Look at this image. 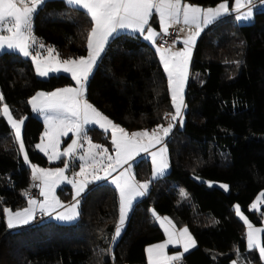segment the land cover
<instances>
[{
    "label": "trees",
    "instance_id": "16d2710c",
    "mask_svg": "<svg viewBox=\"0 0 264 264\" xmlns=\"http://www.w3.org/2000/svg\"><path fill=\"white\" fill-rule=\"evenodd\" d=\"M185 1L203 7L221 2ZM89 30L84 10L65 0H46L33 19L37 44L32 51L45 52L39 47L43 44L62 60L84 57ZM72 84L65 74L38 77L33 61L17 52L0 53V107L6 104L15 117H26L22 136L30 164L51 165L37 149L44 123L29 100L38 92ZM85 99L127 131L154 129L165 123L166 112H173L167 74L156 49L140 34L127 32L107 43L87 80ZM185 104L183 126H175L166 142L167 175L151 180L147 159L133 164L136 178L151 182L115 244L111 237L119 195L105 182L90 185L73 223L50 219L37 226L7 228L3 209L27 207L24 193L31 190L33 179L29 163L13 142V129L0 112V264H148L147 246L165 239L152 210L172 217L178 228L186 226L194 236L197 244L183 255L184 264H232L238 259L241 264H262L257 253L247 252L246 227L235 206L253 224H262V215L250 206L264 190V11L256 12L247 24L227 16L201 35ZM86 135L112 147L109 133L94 127ZM178 185L185 188L186 198L176 195Z\"/></svg>",
    "mask_w": 264,
    "mask_h": 264
},
{
    "label": "snow or ice",
    "instance_id": "6c2138e0",
    "mask_svg": "<svg viewBox=\"0 0 264 264\" xmlns=\"http://www.w3.org/2000/svg\"><path fill=\"white\" fill-rule=\"evenodd\" d=\"M43 3L44 0H0V50L19 52L25 57L31 55L36 67V74L41 77L61 70L71 73L72 79L76 82L75 87H64L50 93L39 92L28 102L34 112L47 113L45 123L48 126V131L45 135L50 137L49 146L52 149L49 160L60 157H69V160L64 161L63 168L55 170L31 165L25 154L22 139L21 129L24 120L13 119L6 104L0 107V112L14 131V144L18 145L19 152L24 154L25 162L29 163L32 169L33 181H40L39 196L43 197V200H39L33 198L29 192L24 193L27 198V207L16 211L4 208L3 219L10 230L21 224L29 223L37 211L51 217L57 207L63 208L64 211L57 212L54 217L60 221H73L79 216L77 197L85 190L87 181H80L75 178L68 179L65 175L71 159L76 157L78 141L73 139L67 149L63 152H56L57 138L71 132L74 136L82 137L88 143V148L78 157L82 163L79 165V172L75 173L74 177L85 175L89 167L96 169L99 166L106 174L100 176L93 172L91 175L96 181L107 180L118 168L123 169L111 179V183L119 195L118 220L111 237V242L115 243L126 225L128 213L134 200L146 195L151 180L162 176L169 167L167 148L163 146V142L177 121L180 126H183V110L187 107L184 103L183 90L188 76L191 48L194 46L195 38L200 35L204 27L223 17L231 16L233 13H236L234 19L238 22L250 20L253 16V0H234L231 8H229L228 0H221L216 7L207 8L192 5L183 2V0H66V3L73 8L84 10L86 17L90 20V30L86 36L87 55L62 61L58 59V54L55 57L51 56L54 51L53 48L47 49L50 54L49 58H42L40 52L32 51L33 45L37 44L32 34V19ZM242 9L245 10L242 11ZM154 15L158 18L159 32L155 31L150 24ZM177 25H181L179 32H185L186 28L189 32L183 41L184 49L175 51L174 46L164 47L160 45L156 47L160 62L167 74L171 106L175 111L164 114V118L168 120L167 127L157 125L151 132L143 130L129 134L124 128L116 125L87 102L85 89L89 75L109 39L118 35L120 30H127L133 34L140 33L144 40L155 45L160 34L169 35V29ZM39 47L43 48L44 46L40 44ZM0 101H3L2 95H0ZM90 124L99 125L106 133L109 129L111 130V144L115 157L108 155V150L102 148L101 145L91 143L86 135V126ZM160 132L163 135H160ZM156 145L162 146L158 152L150 153L153 162L151 180L138 183L135 177L131 175L129 161L140 152H148L149 147ZM38 147L46 155L48 154V148L43 143ZM98 156L101 159L98 160ZM105 158L109 161L107 165L104 164ZM124 165H128V167L125 168ZM61 180H66L74 189V202L67 206L61 204L54 195V191ZM220 186L225 190L228 189L227 185ZM181 196L186 198V193L181 191ZM262 203H264V192L256 197L255 202L250 207L255 209L258 204ZM152 214L161 223V227H164L165 222L171 225L172 222L167 217L161 219L155 211ZM235 214L243 221L247 229L248 251H258L261 260L264 261V243L260 239V234L264 232V228L254 227L241 213L238 205L235 206ZM164 230L168 239L164 243L146 248L148 264L179 262L183 253L189 251L188 243H186L182 253L167 256L164 254V249L168 244L187 240L192 246H195V241L186 228L181 229L178 234L170 232L167 227ZM111 253L112 248L109 247L107 254L111 255ZM237 256L239 257V251H237ZM233 264H239V261H233Z\"/></svg>",
    "mask_w": 264,
    "mask_h": 264
},
{
    "label": "rangeland",
    "instance_id": "374dc122",
    "mask_svg": "<svg viewBox=\"0 0 264 264\" xmlns=\"http://www.w3.org/2000/svg\"><path fill=\"white\" fill-rule=\"evenodd\" d=\"M233 3H234V0H233V2H232V5L228 2V4H229V8H231L232 6H233ZM245 9H242V11H244ZM260 11H264V2L263 3H260V4H258V5H255V6H253V16H252V18L250 19V20H246V21H239V23L240 24H247V23H250L251 21H252V19H253V17H254V15H255V13L256 12H260ZM232 15H236V13H233ZM225 18V17H224ZM221 20V19H220ZM33 36H34V33H33ZM35 37V36H34ZM155 48L157 47L156 45H153ZM41 53V56H42V58H49V56H50V54L47 52V51H45V52H40ZM57 51L54 49V51L51 53V56L52 57H55V56H57ZM31 59V58H30ZM58 59L59 60H61L62 61V59H61V57L59 56V54H58ZM190 68H191V65H190ZM189 68V69H190ZM61 74H65V75H69V76H71V73H66V72H64V71H59V72H52V73H49L47 76H44V77H41V76H38V77H40V78H42V79H46V78H49L51 75H57V76H59V75H61ZM72 78V77H71ZM73 80V79H72ZM188 81H189V78L186 80V83H185V86H184V90H183V98H184V103H185V97H186V89H187V85H188ZM73 82H74V84H72V85H69V86H65V87H75L76 86V82L73 80ZM61 88H64V87H61ZM61 88H58V89H61ZM88 102V101H87ZM89 103V102H88ZM5 105V104H4ZM9 107V106H8ZM97 109V108H96ZM9 110H10V108H9ZM98 110V109H97ZM99 112H101L100 110H98ZM175 110L173 109V112H174ZM10 113H11V115H12V117H13V119H16V120H20V119H23L24 120V122H25V119H26V117L24 116V117H21V118H17V117H15L13 114H12V112H11V110H10ZM102 113V112H101ZM103 114V113H102ZM104 115V114H103ZM105 116V115H104ZM109 119V118H108ZM7 120V119H6ZM183 121H184V117H183ZM115 123V122H114ZM116 124V123H115ZM23 125H24V123H23ZM23 125H22V129H21V132H22V135H23ZM116 125H118V124H116ZM164 127H167V125H165V124H162ZM174 128H175V126L172 128V130H171V132H173V130H174ZM110 130V129H109ZM153 129H151V130H147V131H149V132H151ZM88 131V130H87ZM126 132H128L129 134H131L132 132H135V131H143V130H135V131H127V130H125ZM171 132L169 133V135L164 139V142H163V146L164 147H166V142H167V140L169 139V137H170V135H171ZM13 133H14V131H13ZM107 133H109V132H107ZM72 134V133H71ZM160 135H163V133L162 132H160L159 133ZM69 136L70 135H66V137H65V139L64 140H58V144H57V146H56V152H63L65 149H67L68 148V146L72 143V140L73 139H76L77 140V136H74L73 134H72V136L73 137H71V139L67 142V140H68V138H69ZM22 139H23V136H22ZM110 140H111V138H110ZM23 143H24V141H23ZM91 143H93V144H98V145H101V147L102 148H104V149H107L108 150V152H107V154L108 155H112L113 157H115V152L113 151V148L111 147H109V146H107V145H104V144H101V143H97V142H91ZM18 146V145H17ZM162 145H156L155 147H149V150H148V152H140L138 155H136V156H134L133 157V160L132 161H130L129 162V164L131 165V175H133L134 177H135V179H136V181L138 182V183H143V182H147L148 180H138L137 178H136V176H135V174H134V166H133V164L137 161V160H139V159H141V158H145V159H147L149 162H150V164H151V167H152V170H153V162H152V156L150 155V153H152V152H158L159 151V149H160V147H161ZM25 147V146H24ZM46 147L48 148V154L47 155H45V153H43V152H41L39 149H38V147H37V149H38V151L39 152H41V153H43L46 157H48L49 158V156H51L52 155V149H51V147L49 146V141L47 142V144H46ZM88 148V143H86L85 141H83L82 143H80L79 142V139H78V145H77V148H76V157H73L72 159H71V162H70V165H69V168L67 169V171H66V173H65V175L68 177V179H73V178H75V179H77V180H82V179H84V180H86L87 182H98V181H96V180H94V178H93V175H91V173H93V172H95L96 174H98V175H100V176H104L106 173H105V171L102 169V168H100L99 166H97V168L96 169H93V168H91V167H89L88 168V172L85 174V175H83V176H75L74 177V174L75 173H77V172H79V165H80V163H82V161H80L79 160V156L81 155V154H83V152L86 150ZM25 154L27 155V153H26V150H25ZM22 156H23V158H24V154H21ZM97 159L99 160V159H101V157H97ZM65 160H69V157H60L59 159H52V160H50L51 162H53V163H55L56 165H54L53 167H50L49 169H51V170H55V169H57V168H63L64 167V161ZM167 161H168V165H169V160H168V155H167ZM109 163V161H107V159L105 158L104 159V164L105 165H107ZM124 167L125 168H127L128 167V165H124ZM169 168H170V166L167 168V170L165 171V173L162 175V176H160V177H164V176H166L167 175V173H168V171H169ZM118 170H120V168H118L117 169V171ZM121 170H123V169H121ZM116 171V172H117ZM119 172V171H118ZM115 172H113L112 173V175L114 174ZM109 179V181H111V177H109L108 178ZM100 181V180H99ZM107 181L108 180H105V183H107ZM102 182H104L103 180H102ZM219 185H227V184H225V183H218ZM228 186V185H227ZM70 187H71V189H70ZM59 189H62V193H61V195L58 193V190ZM181 191H185V188L183 187V186H180V185H178V186H176V189H175V193H176V195H180L181 194ZM261 192H264V190L263 191H261ZM260 192V193H261ZM259 193V194H260ZM73 194H74V189H73V187H72V185L71 184H69L66 180H61L60 181V183H59V185H58V187L55 189V191H54V195L56 196V198L61 202V204H63V205H70L71 203H73L74 201H73ZM258 194V195H259ZM43 198V197H42ZM255 200H256V198L254 199V201L252 202V204L255 202ZM251 204V205H252ZM237 206V205H236ZM8 209H11L10 207H7ZM133 208V207H132ZM263 208H264V203H262V204H258V206H257V208H255V209H253V208H251L250 207V210L251 211H253V212H256V213H258L259 215H262L261 216V220H262V224H259V225H255V224H253L243 213H242V211H241V213L253 224V226L254 227H257V228H264V210H263ZM60 209H62V208H59V207H57L56 208V210L55 211H58V210H60ZM12 210V209H11ZM132 210V209H131ZM13 211V210H12ZM64 211V210H63ZM78 211H79V207H78ZM62 212V211H61ZM129 212H131V211H129ZM129 214V213H128ZM79 217V216H78ZM77 217V218H78ZM165 217H167L168 218V220H170L172 223H171V225H169V224H167V222H165V225H164V227H161V224H159L158 222V224H159V226L161 227V229L163 230V232H164V234H165V230H164V228L165 227H167L168 229H169V231L170 232H175L174 231V228L175 227H177V225H176V223H175V220L172 218V217H169V216H163L162 218H165ZM77 218L75 219V220H77ZM161 218V219H162ZM75 220H73V221H60V220H57V219H55L54 218V221H56V222H58V223H64V224H69V223H73V222H75ZM127 220H128V218H127ZM32 221H33V219H30V223H27V224H21V225H19V226H17V227H15V228H13V229H16V228H21V227H24V226H27L28 224H30L31 225V223H32ZM126 223H127V221H126ZM174 226V227H173ZM125 228V227H124ZM184 228H186L187 230H188V233L191 235V237H192V239H194V241H195V238H194V236L192 235V233H191V231L186 227V226H184L183 228L181 227V229H184ZM124 230V229H123ZM246 232H247V229H246ZM122 233H123V231H122ZM122 233H121V235H122ZM176 233V232H175ZM178 234V233H177ZM262 234H263V232L260 234V239H261V242H262ZM121 235H120V237H121ZM119 237V238H120ZM119 238L116 240V242L119 240ZM168 239V236L165 234V239L163 240V241H161V242H158V243H154V244H151V245H148V247H150V246H154V245H156V244H160V243H164L166 240ZM246 241H247V237H246ZM115 242V243H116ZM184 242H188L187 240H184ZM115 243H113V244H115ZM185 243V244H186ZM263 243V242H262ZM176 244L177 243H175V244H168L167 245V247L164 249V254L165 255H167V254H169L170 253V248L171 247H176ZM196 246V245H195ZM195 246L194 247H192L191 249H189V251L190 250H192L193 248H195ZM188 251V252H189ZM181 251H175V252H172V253H175V254H179ZM247 252H249V253H252V254H256L257 253V255H259V252L258 251H248V249H247ZM187 253V252H186ZM154 256H155V253H154ZM260 257V256H259ZM260 260H261V258H260ZM237 261H239V264H241V261H242V259H238ZM261 262H262V264H264V261H262L261 260ZM233 264V263H232Z\"/></svg>",
    "mask_w": 264,
    "mask_h": 264
},
{
    "label": "crops",
    "instance_id": "0c3cea01",
    "mask_svg": "<svg viewBox=\"0 0 264 264\" xmlns=\"http://www.w3.org/2000/svg\"><path fill=\"white\" fill-rule=\"evenodd\" d=\"M46 0H44V2H45ZM66 1V0H65ZM183 2H187V3H190V4H192V5H196V6H200V5H198V4H195V3H192V2H189V1H185V0H183ZM231 5H232V3H230ZM42 5V4H41ZM40 5V6H41ZM39 6V7H40ZM217 6V5H216ZM216 6H211V7H216ZM201 7H203V6H201ZM204 8H207V7H204ZM39 9V8H38ZM37 12V11H36ZM35 12V13H36ZM34 16H35V14L33 15V19H34ZM227 17V16H226ZM224 18V17H223ZM222 18V19H223ZM33 19H32V34H33ZM217 21H219V20H217ZM216 21V22H217ZM216 22H214V23H216ZM214 23H211V24H209L207 27H204L203 28V30L200 32V35L198 36V37H196L195 38V42H194V46L191 48V57H190V62H189V65H188V76H187V79L189 78L190 79V65H191V62H192V58H193V54H194V50H195V47H196V45H197V42L199 41V39H200V37H201V35L210 27V26H212ZM150 24H151V26L153 27V29L155 30V31H157V32H159V22H158V18L154 15L153 16V18L150 20ZM176 27H178V28H180L181 27V25H177ZM124 32H127V33H131V32H129V31H127V30H120V32L119 33H124ZM131 34H133V33H131ZM135 34H140V33H135ZM189 34V32H188V29L186 28L185 29V32H182V33H180V37L170 46V47H172V46H174V50L175 51H182L183 49H184V47H185V45H184V43H183V41H184V39L187 37V35ZM141 35V34H140ZM142 36V35H141ZM143 37V36H142ZM112 38V37H111ZM110 38V39H111ZM109 39V40H110ZM109 42V41H108ZM149 42V41H148ZM150 43V42H149ZM152 46H153V44L152 43H150ZM107 45V44H106ZM106 45H105V47H106ZM156 46H158L157 45V42H156V44H155ZM105 47H104V49H105ZM43 48H45L46 49V51H47V49L49 48V47H43ZM155 48V47H154ZM156 49V48H155ZM4 51H8V50H0V53H2V52H4ZM104 52V50L102 51V53ZM17 53H19V52H17ZM102 53H101V55H102ZM20 54V53H19ZM22 55V54H21ZM100 55V56H101ZM23 56V55H22ZM25 57V56H24ZM27 58H31V60H32V56L31 55H29ZM100 58V57H99ZM98 58V59H99ZM98 59H97V61H98ZM160 59V58H159ZM33 61V60H32ZM97 63V62H96ZM34 64V63H33ZM96 65V64H95ZM95 65H94V67H95ZM163 66V65H162ZM93 67V68H94ZM34 68H35V71H36V67H35V65H34ZM164 68V67H163ZM190 68V69H189ZM93 70V69H92ZM91 74V73H90ZM189 82V81H188ZM188 86V85H187ZM57 90V89H56ZM54 91V90H53ZM50 92H52V91H48V92H44V93H50ZM39 93V92H38ZM186 93H187V89H186ZM37 94V93H36ZM36 94L34 95V96H36ZM33 96V97H34ZM32 97V98H33ZM31 98V99H32ZM30 106H31V104H30ZM31 108H32V106H31ZM33 111V110H32ZM184 111V110H183ZM33 113L38 117V118H40L42 121H43V123H44V131H43V133H42V136H41V138H40V140L38 141V143H37V147H38V145H41L42 143H43V145L44 146H46V144H47V142L50 140V137L49 136H46L45 134H46V132L48 131V126L46 125V123H45V115H47V113H45V114H41V113H39V112H34L33 111ZM112 121V120H111ZM113 122V121H112ZM165 125H167V123H164ZM94 127H96V128H98V129H100V130H102V131H104L102 128H100L99 127V125H93V124H90V125H87L86 126V130H89V129H91V128H94ZM121 127V126H120ZM123 128V127H122ZM87 132V131H86ZM105 132V131H104ZM108 132H109V134H110V138H111V130H108ZM171 134H172V132H171ZM66 135H70L69 136V138H68V140H67V142L71 139V137H73L72 136V134H71V132H69V133H67V134H65V135H60L57 139L60 141V140H64L65 139V137H66ZM78 139H79V142L80 143H82L84 140H83V138L82 137H77V141H78ZM90 140V139H89ZM91 142H94V141H92V140H90ZM78 145V144H77ZM38 149L40 150V148L38 147ZM41 151V150H40ZM41 152H43V151H41ZM43 153H45V152H43ZM46 155V154H45ZM47 159H48V161L51 163V165H48V166H46V167H44V166H39V165H36V164H31V165H35L36 167H39V168H43V169H49L50 167H53L54 165H56L55 163H53V162H51L50 160H49V158L47 157ZM133 159H131L130 161H132ZM129 161V162H130ZM51 170V169H50ZM118 171H122L121 169L120 170H118ZM115 172L113 175H112V177H114V176H116L119 172ZM112 177H111V179H112ZM108 181H107V183H109V184H111V185H113L112 183H111V181H109V179H107ZM81 181H85L84 179H82ZM104 182H105V180H103ZM104 182H102V180H100V181H98V182H87V184H86V187H85V190L81 193V195L79 196V197H77V199L78 200H80V198L87 192V190L89 189V187H90V185H92V184H100V183H104ZM114 186V185H113ZM115 187V186H114ZM70 189H71V187H70ZM60 190V189H59ZM59 190H58V193H59ZM148 190H149V188H148ZM148 190H147V192H148ZM145 196V195H144ZM144 196H142V197H144ZM142 197H137L135 200H134V202H133V204H132V206H131V209H132V207L134 206V204L136 203V201H138L139 199H141ZM40 200H43V198L40 196ZM65 206H67V204L65 205ZM131 209H130V211H131ZM64 209L62 208V209H60V210H58V211H55V212H53V214H52V216H51V218L50 219H52V220H54V217H55V215H56V213L57 212H61V211H63ZM153 211H155V213H156V215L157 216H159L160 218H162L164 215H162V214H160V213H158L156 210H152V213H153ZM129 214H130V212H129ZM129 214H128V217H129ZM152 216H153V214H151ZM79 218V217H78ZM78 218H77V220H78ZM33 219V218H32ZM77 220H75V221H77ZM157 221V220H156ZM159 224H161L159 221H157ZM30 223V222H29ZM28 225H30V224H28ZM184 227V226H183ZM182 227V228H183ZM181 230V228H178V227H175L174 228V231L176 232V233H179V231ZM194 240V239H193ZM186 242H184V240H182V241H180V242H177V244H176V247H171L170 248V253L169 254H167V256H173V255H177V254H175V253H172V252H175V251H181L180 253H182L183 252V247H184V244H185ZM188 243V246H189V249H191L192 247H194V246H192L189 242H187ZM197 243H196V240H195V245H196ZM147 248H148V246H147ZM186 252H184L183 253V255L185 254ZM147 254V253H146ZM147 261H148V256H147ZM176 262H171V264H175Z\"/></svg>",
    "mask_w": 264,
    "mask_h": 264
},
{
    "label": "built area",
    "instance_id": "2783aa9c",
    "mask_svg": "<svg viewBox=\"0 0 264 264\" xmlns=\"http://www.w3.org/2000/svg\"><path fill=\"white\" fill-rule=\"evenodd\" d=\"M260 3H263L262 0H253V6L258 5ZM180 33L179 32V28L178 27H173L169 29V35L167 36H163V34H160V36L157 39V45H163L164 47H170L179 37H180ZM165 123H168V120L165 119ZM179 124V122L177 121L175 123V126H177ZM39 185H40V181H33L32 183V188L29 191V193L31 194V196L33 198L39 199L40 200V196H39ZM53 214V213H52ZM50 216L48 215H43L41 214L39 211H37L35 217L33 218V221L31 223V226H37L40 225L48 220H50ZM175 264H184L183 261H179Z\"/></svg>",
    "mask_w": 264,
    "mask_h": 264
}]
</instances>
